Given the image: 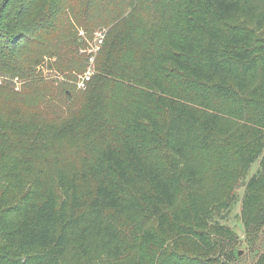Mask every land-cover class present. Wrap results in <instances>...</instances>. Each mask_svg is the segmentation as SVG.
Masks as SVG:
<instances>
[{
    "label": "trees",
    "instance_id": "trees-1",
    "mask_svg": "<svg viewBox=\"0 0 264 264\" xmlns=\"http://www.w3.org/2000/svg\"><path fill=\"white\" fill-rule=\"evenodd\" d=\"M0 78V264H231L242 187L264 226V0H0Z\"/></svg>",
    "mask_w": 264,
    "mask_h": 264
},
{
    "label": "rangeland",
    "instance_id": "rangeland-1",
    "mask_svg": "<svg viewBox=\"0 0 264 264\" xmlns=\"http://www.w3.org/2000/svg\"><path fill=\"white\" fill-rule=\"evenodd\" d=\"M100 32L103 33V30L99 29L95 31L92 36V39H90V37L86 35L84 30L79 28V35L83 37L84 40H86L88 44L86 49L84 48L80 50V53H85L89 55L88 67L86 68V70L89 67H92L93 70L95 71V55L102 45V43H100V41L98 40V34ZM96 47H99V49L93 52ZM91 56H94L93 64H91L92 61H90ZM49 59L50 58L48 57L44 59L42 66H40L39 68L38 74L54 82L56 85L61 84V83H68L69 84L68 88L72 93L73 92L79 93L80 90H84V88H81L78 86V82L80 80V77L84 74L86 70L72 73L73 76L70 78L69 73H63L60 70H58L55 66L51 67L49 64L50 63ZM2 81H3V78H0V84L2 83ZM23 81L25 82L26 80H23ZM23 81H21L20 86L18 85V87L17 86L14 87V90L16 92L22 91ZM23 96L25 99L28 100V99H32L33 94L28 92V93H25ZM260 166H261V159H259L256 163L252 165L247 179H249L253 174L258 172L260 169ZM243 191H244L243 187L238 189L237 200L234 202L230 211L225 215V218L223 219V221L229 224L238 234V239L233 245H234L235 250L239 252V254L237 256V259H235V261H233V263L231 264H255L259 255L264 250V226L255 229V231L251 233H248V231H246L241 221L242 220L241 219V197H242Z\"/></svg>",
    "mask_w": 264,
    "mask_h": 264
},
{
    "label": "built area",
    "instance_id": "built-area-1",
    "mask_svg": "<svg viewBox=\"0 0 264 264\" xmlns=\"http://www.w3.org/2000/svg\"><path fill=\"white\" fill-rule=\"evenodd\" d=\"M103 38H104V34L102 32H100L98 34V40L100 41V43L103 42ZM99 47H96L93 52H95L97 49H99ZM93 60H94V56H91L90 57V61H92L91 64H93ZM93 72H94L93 68L92 67H89L84 72V74L82 76L80 75L81 77H80V80L78 82V86L81 87V88H85L86 85H87V83L91 80L92 75H93Z\"/></svg>",
    "mask_w": 264,
    "mask_h": 264
}]
</instances>
